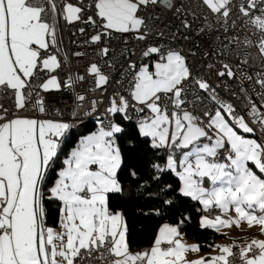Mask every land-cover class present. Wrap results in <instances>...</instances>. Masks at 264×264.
I'll return each mask as SVG.
<instances>
[{"label":"snow or ice","instance_id":"6c2138e0","mask_svg":"<svg viewBox=\"0 0 264 264\" xmlns=\"http://www.w3.org/2000/svg\"><path fill=\"white\" fill-rule=\"evenodd\" d=\"M65 25L84 37L71 56ZM66 90L73 120L36 117ZM0 95V264H264V239L225 231L264 235V0H0ZM83 108L94 130L60 163ZM142 165L176 177L161 204L180 218L133 251L116 201ZM183 200L231 242L199 255Z\"/></svg>","mask_w":264,"mask_h":264},{"label":"trees","instance_id":"16d2710c","mask_svg":"<svg viewBox=\"0 0 264 264\" xmlns=\"http://www.w3.org/2000/svg\"><path fill=\"white\" fill-rule=\"evenodd\" d=\"M94 130L93 121H85L73 129V134L70 139L62 145L63 153L59 160L62 163L64 155L67 154L72 147L75 146L79 137L87 135L90 131ZM160 156L163 153L159 154ZM147 160L156 159L151 153L146 157ZM157 162H160L157 160ZM58 171V165L54 166ZM143 175L141 176V186L137 187L130 180L127 182V188L130 190L120 197L116 203L119 210L123 211L129 225L130 245L132 249H141L150 246L152 239L158 228L164 223H175L179 219V215L173 209L163 206L161 200L165 197L162 196L161 186L171 184L175 187L177 179L174 175L165 174L162 180H150L147 172L144 171L142 165ZM123 176V173L121 174ZM49 177L54 180L55 172L50 170ZM147 181V183H144ZM178 203L180 200L177 201ZM54 208V206H52ZM199 207L195 202L183 200V207L179 212L183 215H188L191 219L183 227L185 236L198 244L205 245L202 247V252H207L211 248L207 244L216 243L218 240L226 238L218 235L211 230H200L198 227V218L203 215L202 212L197 211ZM156 209H160V214H156ZM57 217L55 214H50L48 218L49 225L55 226Z\"/></svg>","mask_w":264,"mask_h":264},{"label":"built area","instance_id":"2783aa9c","mask_svg":"<svg viewBox=\"0 0 264 264\" xmlns=\"http://www.w3.org/2000/svg\"><path fill=\"white\" fill-rule=\"evenodd\" d=\"M161 27H163V24H161ZM60 39L62 41L63 52H67L69 56H71V53L73 51L84 50V47H83L84 37L81 36L77 32L76 27H74L73 25H65L61 27ZM209 40L199 41L202 45V48H201L202 51L208 50L207 45L209 44ZM72 41H76L77 43L73 44ZM131 43L133 42L129 40V44ZM113 45H114V50L116 52H119L123 48V45L120 43L119 40H114ZM214 46L215 45H213V47ZM88 51L91 53V49H88ZM84 62L87 63L88 62L87 59ZM224 95L226 96L227 94L225 93ZM57 98L60 101L59 104H54V106L46 114L36 112L35 113L36 117L41 118V119L73 120L74 118L72 116V113L75 109L74 94L66 90L61 94H57ZM7 99H8L7 97L0 95V102L7 103ZM56 109H59V113L56 111ZM86 110H87L86 108H83L80 110L78 120H80L83 117H88L84 115V112ZM256 135L259 136V132H257ZM214 213H217V211H215ZM91 264H100V262L94 260L91 262Z\"/></svg>","mask_w":264,"mask_h":264},{"label":"crops","instance_id":"0c3cea01","mask_svg":"<svg viewBox=\"0 0 264 264\" xmlns=\"http://www.w3.org/2000/svg\"><path fill=\"white\" fill-rule=\"evenodd\" d=\"M203 214H205V213H203ZM229 215H235V213L234 212H230ZM57 230H59V229L57 228ZM225 231L228 232V237H230L232 239H235L237 243H241V244L244 243L247 239H249L251 237L264 239V235H260L258 228L248 229L246 224H241L240 228H236L235 226H233L230 230L225 229ZM184 239L189 244H192L193 242L196 243L195 241L187 238L185 235H184ZM230 242L231 241H230L229 238H223V239L218 240L215 244H225V243H230ZM141 249H144V248H141ZM141 249H132V250L133 251H139ZM209 254L214 255L215 253L212 251V249H210L207 252H202L201 251L199 255L204 256V255H209ZM188 258L189 259H196L197 256L194 255V254H189Z\"/></svg>","mask_w":264,"mask_h":264},{"label":"bare ground","instance_id":"6f19581e","mask_svg":"<svg viewBox=\"0 0 264 264\" xmlns=\"http://www.w3.org/2000/svg\"><path fill=\"white\" fill-rule=\"evenodd\" d=\"M85 121H92L90 117H83L79 120V122L77 123L76 126H78L79 124H82Z\"/></svg>","mask_w":264,"mask_h":264},{"label":"rangeland","instance_id":"374dc122","mask_svg":"<svg viewBox=\"0 0 264 264\" xmlns=\"http://www.w3.org/2000/svg\"><path fill=\"white\" fill-rule=\"evenodd\" d=\"M214 212H215V211H214ZM214 212L212 213V215H215V214H217V213H214ZM193 243H194V242H193Z\"/></svg>","mask_w":264,"mask_h":264}]
</instances>
